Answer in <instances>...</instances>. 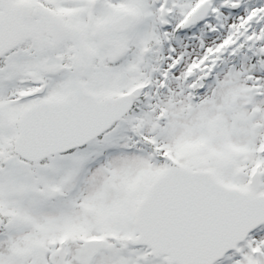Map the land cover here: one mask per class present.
Listing matches in <instances>:
<instances>
[{
	"label": "snow or ice",
	"instance_id": "6c2138e0",
	"mask_svg": "<svg viewBox=\"0 0 264 264\" xmlns=\"http://www.w3.org/2000/svg\"><path fill=\"white\" fill-rule=\"evenodd\" d=\"M0 264H264V0H0Z\"/></svg>",
	"mask_w": 264,
	"mask_h": 264
}]
</instances>
